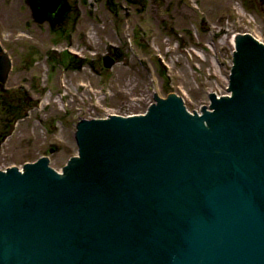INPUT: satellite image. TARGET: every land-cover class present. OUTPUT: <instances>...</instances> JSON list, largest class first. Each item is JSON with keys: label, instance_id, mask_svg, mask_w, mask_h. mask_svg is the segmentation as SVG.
<instances>
[{"label": "water", "instance_id": "1", "mask_svg": "<svg viewBox=\"0 0 264 264\" xmlns=\"http://www.w3.org/2000/svg\"><path fill=\"white\" fill-rule=\"evenodd\" d=\"M235 40L211 112L154 93L144 115L78 122L62 175L0 171V264H264V45Z\"/></svg>", "mask_w": 264, "mask_h": 264}, {"label": "rangeland", "instance_id": "2", "mask_svg": "<svg viewBox=\"0 0 264 264\" xmlns=\"http://www.w3.org/2000/svg\"><path fill=\"white\" fill-rule=\"evenodd\" d=\"M65 1L53 30L32 18L25 0H0V42L14 67L0 101L29 105L0 142V170L48 156L60 171L77 154L78 121L141 115L154 93L176 94L199 111L210 93L227 95L232 37L247 33L264 44V0ZM115 49L119 61L104 68Z\"/></svg>", "mask_w": 264, "mask_h": 264}, {"label": "bare ground", "instance_id": "3", "mask_svg": "<svg viewBox=\"0 0 264 264\" xmlns=\"http://www.w3.org/2000/svg\"><path fill=\"white\" fill-rule=\"evenodd\" d=\"M26 1V3L27 4H30V6H31V8H32V10H33V14H32V16H35V14L37 13V14H39V13H44V11H43V5H44V3L47 1V0H42V1H38V0H25ZM126 2H129V3H132L133 2V0H125ZM132 1V2H131ZM137 1V0H136ZM134 4H136L135 2H133ZM48 4H50L51 6H52V9H54L55 7H57L58 5H56V4H51V3H49L48 2ZM47 5V4H46ZM60 9V8H59ZM60 22V21H59ZM58 22V23H59ZM53 30H54V27H53ZM247 34V33H246ZM238 35H241V36H243V35H245V34H235L233 37H232V39H231V41H232V44H233V51H232V61H231V63H232V65H231V69H230V73H229V76H228V86H227V89H228V87H229V79H230V75H231V70H232V66H234V64H233V52L235 51L236 52V40H235V38H236V36H238ZM247 35H249V36H251L253 39H255L252 35H250V34H247ZM256 41H258L257 39H255ZM259 43H261L262 45H264L262 42H260V41H258ZM117 52L118 53V50L117 49H115L111 54H113L114 52ZM119 55H120V53H119ZM107 57H108V55H107ZM110 57V56H109ZM111 58V57H110ZM0 59H1V63H0V97H1V94L2 93H8L7 91V89H6V84H7V82H8V79H9V76H10V73L14 70V67H13V59H12V57L9 55V53H8V51H6L3 47H2V43L0 42ZM104 59V57L102 58V60ZM59 61V60H58ZM69 62H71L70 60H69ZM83 62H85L86 63V61H84L83 60ZM88 63V62H87ZM115 63H117L115 60H114V65H115ZM58 64H59V62H58ZM113 65V66H114ZM112 66V67H113ZM112 67H110V69L112 68ZM226 89V90H227ZM21 91L23 92L24 90H22L21 89ZM25 94V93H24ZM23 94V95H24ZM215 94V97L217 98V99H219L220 97H230V94L227 92V95H223V96H217L216 95V93H214ZM176 95V94H175ZM25 96V95H24ZM177 97H179L178 95H176ZM160 98V97H159ZM167 97H165V98H160V99H166ZM179 98H181V97H179ZM208 98H209V95H208ZM182 99V98H181ZM23 100H25V98H23ZM22 100V101H23ZM182 101H183V99H182ZM210 100H209V105H207L206 106V111H208V112H211L212 110L209 108V106H210ZM0 104L2 105V110L1 111H3V113H4V115L7 117V121H6V124L5 125H3L4 126V130H6V128H8L9 127V129H8V132H6V133H4V131H3V133H0V142L1 141H4L8 136H10L11 135V133H12V130L14 131V130H16V127H17V125L19 124V122L21 121V120H23L25 117H27V114H28V112H27V110H28V107H29V105H26V106H24V104H22V106H19L18 104H15V102H14V100L13 99H9V100H6V101H0ZM152 104H155V100H154V102L152 103ZM151 104V105H152ZM150 105V106H151ZM183 105H184V107H185V109H186V111L189 113V114H191V115H194V112L193 111H189L188 110V108L185 106V104H184V101H183ZM149 106V107H150ZM148 107V108H149ZM203 107V106H202ZM201 107V108H202ZM148 108H147V110L143 113V114H141V115H144V114H146L147 112H148ZM201 108H200V110L199 111H195L196 112V114L198 115V116H201L202 114H201ZM110 116H113V115H110ZM116 116V115H115ZM137 116H139V115H137ZM109 118V116H107L106 117V119H108ZM82 120H88V119H82ZM95 120H97V119H95ZM81 121V120H80ZM80 121H78V122H80ZM78 122H77V124H78ZM7 123H11L9 126H8V124ZM77 124H76V126H75V133H74V139L76 138V131H77ZM75 143H76V139H75ZM76 146H77V144H76ZM50 153H52V150H50ZM43 157H46L47 159H48V168H50L51 170H53L55 173H57V174H59V175H62V171H63V167H65V166H67V163H68V161L69 160H71V158L67 161V163L65 164V166H63L62 168H61V170L60 171H57V170H55L54 168H52L51 166H50V160H49V157L48 156H42V157H40V158H43ZM73 157H80L79 155H78V147H77V154L75 155V156H73ZM39 158V159H40ZM39 159H37L36 161H34V162H31V163H25V164H34L35 162H37ZM25 164H23L20 168H18V167H15V168H17L18 169V172H21V174H23V170H24V165ZM12 167H9V168H6V169H11ZM6 169L5 170H0L1 172H4V173H6Z\"/></svg>", "mask_w": 264, "mask_h": 264}, {"label": "flooded vegetation", "instance_id": "4", "mask_svg": "<svg viewBox=\"0 0 264 264\" xmlns=\"http://www.w3.org/2000/svg\"><path fill=\"white\" fill-rule=\"evenodd\" d=\"M55 15H56V13L53 14V15H51L50 18H49V17H45V18H43L42 20H53L54 23H58V22L60 21L59 19H58V20H56V18L53 19V16H55Z\"/></svg>", "mask_w": 264, "mask_h": 264}]
</instances>
